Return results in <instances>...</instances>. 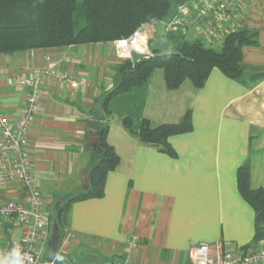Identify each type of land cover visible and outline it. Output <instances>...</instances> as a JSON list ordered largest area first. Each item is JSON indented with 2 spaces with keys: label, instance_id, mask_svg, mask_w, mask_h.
<instances>
[{
  "label": "crops",
  "instance_id": "crops-1",
  "mask_svg": "<svg viewBox=\"0 0 264 264\" xmlns=\"http://www.w3.org/2000/svg\"><path fill=\"white\" fill-rule=\"evenodd\" d=\"M242 24L259 34L258 46L243 48V60L264 72V0H254ZM201 33L189 29L186 37L208 44ZM154 38L147 28L134 48L110 42L0 54V107L11 120L23 110L28 90L9 85V79L54 67L86 81L76 86L46 81L28 135L49 211L88 186L99 160L101 99L120 83L119 68L132 62L131 53L148 52L147 42ZM109 111L108 143L120 164L108 173L102 198L72 205L58 255L70 264H193L191 251L200 243L221 245L236 256L264 251V239L255 242V211L238 188V171L245 165L251 187L264 188V79L246 86L215 68L203 89L185 81L172 91L163 69H155L144 86L113 98ZM189 111L193 131L168 139L175 157L141 143L122 126L126 118L136 131L143 120L153 128L176 124ZM0 191L6 199L19 197L13 186ZM53 223L43 252L48 260Z\"/></svg>",
  "mask_w": 264,
  "mask_h": 264
},
{
  "label": "trees",
  "instance_id": "trees-1",
  "mask_svg": "<svg viewBox=\"0 0 264 264\" xmlns=\"http://www.w3.org/2000/svg\"><path fill=\"white\" fill-rule=\"evenodd\" d=\"M177 1L0 0V54L124 40L144 24H159ZM79 19H84L85 24L77 30ZM164 39V48L169 42L171 52L163 54L162 51H153L148 58L135 64L125 62L119 68L120 83L102 97L98 116L102 129L98 145L104 153L98 155V162L90 169L88 186L51 211L50 219L57 223L59 230L69 226V214L74 203L104 196L107 175L120 164L119 156L108 143L109 103L113 98L144 86L155 69H163L166 86L172 91L185 81H189L197 90L203 89L215 68L227 78L246 86L256 85L264 79L260 66H250L243 60L244 47L259 45L257 31L238 28L215 46L199 40L189 41L180 31L165 32ZM250 72L255 74L248 76ZM122 126L141 143L158 147L172 157L176 153L168 139L193 131L190 111L176 124H162L153 128L147 120H143L136 131L132 120L126 118ZM250 182L249 167L242 166L238 171V188L255 211V242L260 243L264 239V188L253 189Z\"/></svg>",
  "mask_w": 264,
  "mask_h": 264
},
{
  "label": "built area",
  "instance_id": "built-area-1",
  "mask_svg": "<svg viewBox=\"0 0 264 264\" xmlns=\"http://www.w3.org/2000/svg\"><path fill=\"white\" fill-rule=\"evenodd\" d=\"M253 1L189 0L176 7L165 32L180 31L187 35L189 29H199L209 45H220L226 35L243 27L241 13H247ZM157 25V22L144 24L131 37L115 43L118 47L134 48L147 36V28L155 32ZM46 81L72 86L86 83L77 82L54 67L8 80L9 85L18 84L28 91L25 106L16 119L11 120L0 107V188L13 186L19 193L18 198L6 199L0 191V260L8 255L4 226L12 223L21 229V236L17 243H12L11 257L21 264H57L43 257L51 223L47 209L49 199L38 186L27 146L28 135L45 96ZM218 246L221 247L198 244L191 251L192 263L264 264L263 250L236 256L233 250H221Z\"/></svg>",
  "mask_w": 264,
  "mask_h": 264
},
{
  "label": "water",
  "instance_id": "water-1",
  "mask_svg": "<svg viewBox=\"0 0 264 264\" xmlns=\"http://www.w3.org/2000/svg\"><path fill=\"white\" fill-rule=\"evenodd\" d=\"M189 0H178L175 4L172 5L171 9L169 10L168 14L165 16V18L157 25L156 31H155V38L154 40H149L147 42L148 52L146 53H138L136 51H133L131 53L132 62L135 64L139 62L140 60L144 58H148L151 55V52H160L163 50L165 45V26L169 24V22L172 20L177 5H182L187 3ZM95 151L97 154L102 155L104 152L99 148V146L95 147ZM14 225L12 223H6L4 226L5 230V236H6V246H7V256H5L3 259L0 260V264H21L19 260L13 258L10 256L12 253L13 244L11 241V237L9 234V229H13ZM61 235L60 230L58 228V225L56 222L53 223L51 228V236L49 240V247L53 249V252L51 250L48 251V257L55 261L57 264H70L69 259L64 258L61 255H58V244L60 242Z\"/></svg>",
  "mask_w": 264,
  "mask_h": 264
},
{
  "label": "rangeland",
  "instance_id": "rangeland-1",
  "mask_svg": "<svg viewBox=\"0 0 264 264\" xmlns=\"http://www.w3.org/2000/svg\"><path fill=\"white\" fill-rule=\"evenodd\" d=\"M253 2L251 3L250 8H251ZM250 8L247 11V13H241L242 14V16H241L242 22L244 21L245 17L249 14ZM77 21H79V23L77 25V30H79L80 28H82L84 26L85 21H84V19H79ZM187 40L190 41V39H188V38H187ZM161 51H162L163 54H167V53L171 52L172 51V45L169 42H167L165 48L163 50H161ZM48 212L51 215V211L48 210ZM10 235H11V241H12V243L13 244L17 243L18 240L20 239V236H21L20 228L17 227V226H15L13 229L10 230ZM77 253L82 254V253H84V250L82 249V250L78 251Z\"/></svg>",
  "mask_w": 264,
  "mask_h": 264
}]
</instances>
